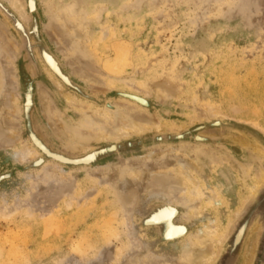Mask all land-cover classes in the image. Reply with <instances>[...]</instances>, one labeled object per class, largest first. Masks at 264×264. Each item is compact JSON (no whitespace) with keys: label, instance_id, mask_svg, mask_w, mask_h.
<instances>
[{"label":"rangeland","instance_id":"rangeland-1","mask_svg":"<svg viewBox=\"0 0 264 264\" xmlns=\"http://www.w3.org/2000/svg\"><path fill=\"white\" fill-rule=\"evenodd\" d=\"M263 176L264 0H0V264H264Z\"/></svg>","mask_w":264,"mask_h":264},{"label":"bare ground","instance_id":"bare-ground-1","mask_svg":"<svg viewBox=\"0 0 264 264\" xmlns=\"http://www.w3.org/2000/svg\"><path fill=\"white\" fill-rule=\"evenodd\" d=\"M231 72H233V71H231ZM224 74L226 76V73H224ZM230 76H232V74H230ZM227 78L229 79V77H227ZM233 78H235V77H232V79ZM236 78H237V75H236ZM237 80H238V78H237ZM225 81H227V80H225ZM234 83H235V79H234ZM231 87H233V86L231 85ZM232 93H233V91H232ZM121 130H123V129H121ZM128 133H130V132H128ZM127 135H129V134H127ZM117 136H119V135H117ZM116 139H118V138H116ZM164 176L166 178V181H170V182L174 183V185H171V186H175V188L177 186L178 188H180L181 192L188 197V200L196 198V199H199V200H202L203 202H205V200H206L205 197L206 196L208 197V195H209L210 198H208V201L205 202L206 207H209V206L212 207V205L219 203L221 200V198H219V195H218V193H219L218 188H216V190H214L213 187H211V186H207L204 184L202 185L201 181L198 178L192 177L191 175H188L186 177V174L183 171L182 172H165ZM263 185H264V176L261 177L260 179H258L254 186H247V189L250 190L251 193L253 194L255 191H257ZM220 189H222L221 186H220ZM198 209H199V206H196L195 211L197 212V215H200L201 213L200 212L198 213V211H197ZM171 215L172 214L169 211H164V213L158 215V218L164 219V218L170 217ZM162 217H164V218H162ZM246 224L247 223H245V226L243 225L244 226L243 229H241V231L237 234V237L234 240L235 242H238L239 239L241 238L243 231L246 227ZM219 227H220V225L218 224V222L216 220H212V222H209L203 226V231H201L196 236H194V238L190 244V248H189L190 251L187 253V254H190V256H191V259L189 260V264H208V263H211L214 261L215 253L213 252V249L218 243L217 240H218V234H219ZM52 228L55 229L54 226ZM46 229H47V226H46ZM49 229H50V225H49ZM55 230L58 232L57 229H55Z\"/></svg>","mask_w":264,"mask_h":264},{"label":"water","instance_id":"water-1","mask_svg":"<svg viewBox=\"0 0 264 264\" xmlns=\"http://www.w3.org/2000/svg\"><path fill=\"white\" fill-rule=\"evenodd\" d=\"M248 212H252V213H249V215L252 214V218H253V220L251 222L252 224L254 223V221L257 218H259V223L261 225H263V227H264V186L262 188H260V190L258 191L256 196L251 197L249 199V201L246 203L244 209L241 212L240 218H241L243 213L244 214H243L242 218H244V216L246 214H248ZM240 218L235 223H233V225L230 229L229 235L232 234L235 226H237V224L239 223ZM252 224H251V226H252ZM228 239H230V238L228 237ZM228 245H229V241H227V246H226L225 250H227ZM222 254L223 255H221L222 258L220 259L221 261L219 264H222V262L225 261L226 256H227V251H225V253H222Z\"/></svg>","mask_w":264,"mask_h":264}]
</instances>
